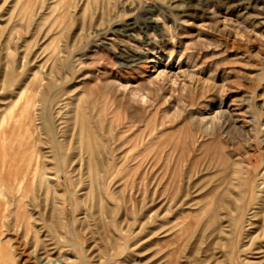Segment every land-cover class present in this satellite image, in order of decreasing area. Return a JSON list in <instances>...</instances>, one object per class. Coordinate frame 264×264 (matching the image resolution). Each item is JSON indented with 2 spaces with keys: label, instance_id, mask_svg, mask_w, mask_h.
<instances>
[{
  "label": "rangeland",
  "instance_id": "obj_1",
  "mask_svg": "<svg viewBox=\"0 0 264 264\" xmlns=\"http://www.w3.org/2000/svg\"><path fill=\"white\" fill-rule=\"evenodd\" d=\"M76 1L66 17L47 9L11 23L14 0H0V37L14 28L12 44L0 39V113L36 71H60L46 96L54 115L64 110L53 119L65 141L53 128L40 143L57 188L48 206L28 196L33 233L16 229L23 207L1 204L0 264H264V0H90L85 12ZM79 104L102 139L99 173L111 176L92 184L71 143ZM227 188L229 206L218 203Z\"/></svg>",
  "mask_w": 264,
  "mask_h": 264
},
{
  "label": "bare ground",
  "instance_id": "obj_2",
  "mask_svg": "<svg viewBox=\"0 0 264 264\" xmlns=\"http://www.w3.org/2000/svg\"><path fill=\"white\" fill-rule=\"evenodd\" d=\"M9 1V0H8ZM55 1V0H54ZM58 1V2H57ZM75 1V0H73ZM65 2V0H56L55 4L53 6H49L48 2H50L49 0H14V4L12 3V10L10 12V16H9V21H12L13 20V17L15 18L16 20V17L18 16L17 18V21L19 19V17L22 15L24 19H27L25 17V15L28 16V13H34L35 11V19H36V15L37 12L38 14H41V12H44L45 14L47 13V9L48 12L50 13V16L53 14V12H55L57 9H60L62 10L63 12V16L62 17H66V15L68 13H70V9L72 8V6L74 7V3L72 4V2ZM93 1V0H92ZM97 1V0H96ZM98 1H103V2H108V4L111 2V0H98ZM12 2V0H11ZM80 2H85V7H84V12L87 11L86 9H88L87 7H89V4H90V0H77L75 3V5H80ZM94 2V1H93ZM103 2H99L103 4ZM7 3V1H6ZM52 3V2H51ZM53 4V3H52ZM98 4V5H99ZM107 4V3H106ZM92 5V3L90 4ZM94 5V4H93ZM96 5V4H95ZM94 5V6H95ZM101 5V4H100ZM99 5V6H100ZM76 6V7H77ZM97 6V7H99ZM35 7V8H34ZM7 8V7H6ZM5 8V9H6ZM95 8V7H94ZM106 8V7H105ZM100 9V8H99ZM15 10H17V12L15 13ZM94 10V9H93ZM8 11V10H7ZM96 11V10H95ZM101 11V9H100ZM100 11H98L100 13ZM96 12V13H98ZM9 13V12H8ZM13 13H15V15L13 16ZM90 13V12H89ZM104 13V12H103ZM44 14V15H45ZM56 14V12H55ZM71 14V13H70ZM92 14H95V13H92ZM32 15V14H31ZM33 15V16H34ZM7 16V15H6ZM49 16V15H48ZM47 15L43 18V21H42V24L43 23L45 24L46 21L47 22H50V20L53 18H50V16L48 17ZM91 16V15H90ZM42 18V16H40ZM54 17V16H53ZM61 17V18H62ZM92 17V16H91ZM8 18V17H6ZM50 18V19H48ZM89 18V17H88ZM30 19V18H28ZM55 19V18H54ZM101 19V18H100ZM7 20V19H6ZM14 20V21H15ZM38 22H41L39 20V18H37ZM51 20V21H52ZM57 20V18L55 19ZM14 21H12L11 23H14ZM22 21V22H23ZM32 22L34 21L31 20ZM60 21V19L58 20ZM70 21V20H68ZM68 21L66 22V24L68 23ZM99 21V20H98ZM8 22V21H7ZM7 22L6 23V26L7 27ZM54 22V21H53ZM57 22V21H56ZM55 22V23H56ZM65 22V21H63ZM72 22V21H71ZM70 22V23H71ZM25 23V21L23 22ZM28 24H26V26H30L31 24H29V22L27 21ZM52 23V22H50ZM50 23H47L48 25ZM69 23V25H70ZM81 23V22H80ZM20 24V23H18ZM35 24V23H34ZM46 24V25H47ZM72 25L74 24V22L71 23ZM85 24V23H84ZM9 25V23H8ZM51 25V24H50ZM49 25V27H51ZM55 25V24H54ZM62 25V23H61ZM65 25V24H64ZM62 25V26H64ZM67 25V26H69ZM101 25V24H100ZM12 26V25H11ZM32 26V25H31ZM30 26V27H31ZM35 26V25H34ZM38 26V25H37ZM66 26V25H65ZM81 26V25H79ZM14 27V26H13ZM36 27V26H35ZM41 27V26H40ZM45 27V26H42V28ZM57 27V26H56ZM61 28V26H59ZM9 28V27H8ZM24 28V27H23ZM32 28V27H31ZM64 29L66 27H63ZM102 28V27H101ZM2 29V28H1ZM7 28H4L3 30H6ZM14 29V28H13ZM13 29H10L9 32L8 31H4L2 35H5V32H8L10 33V39L11 37L13 38ZM17 29V27H16ZM26 29V27H25ZM24 29V31L26 32V30ZM29 29V28H28ZM47 29V28H46ZM45 29V31H46ZM51 29V28H50ZM59 29V28H58ZM57 29V30H58ZM30 30V29H29ZM54 30V29H53ZM56 30V29H55ZM56 30V31H57ZM60 30H63L62 28ZM31 31V30H30ZM42 32V29L39 30ZM44 31V32H45ZM51 32V30H48ZM47 31V32H48ZM2 32V31H1ZM15 32V31H14ZM23 32V31H22ZM34 32V31H33ZM40 32V33H41ZM45 32V36H46V33ZM24 33V32H23ZM28 33V32H27ZM55 33V32H54ZM59 33V30L58 32ZM64 33V32H63ZM7 34V33H6ZM50 34V33H48ZM75 34V33H74ZM77 34V33H76ZM1 35V37H2ZM12 35V36H11ZM38 35V34H37ZM8 37V35H6ZM16 36V35H15ZM21 36V35H20ZM24 36V35H23ZM43 36V37H42ZM42 39H45L44 38V35H42ZM48 36V35H47ZM0 37V39H1ZM75 37V36H74ZM5 38V37H4ZM40 38V37H39ZM8 39V38H6ZM21 39V37H20ZM27 39V38H26ZM49 39V38H48ZM2 40V39H1ZM19 40V39H18ZM24 40V39H23ZM30 40V39H29ZM12 39L9 41L10 44H12L13 42H11ZM15 41V40H14ZM20 41V40H19ZM4 42H5V39H4ZM30 42V41H29ZM3 43V42H1ZM28 43V42H27ZM43 43V42H42ZM5 44V43H4ZM20 45V44H19ZM28 46V44H26ZM45 45V44H44ZM6 46V45H4ZM89 46V45H88ZM9 47V45H8ZM33 47V46H32ZM7 48V46H6ZM11 48V47H10ZM20 48V47H19ZM82 48V47H81ZM28 49V48H27ZM12 51V50H11ZM27 51V50H26ZM47 51V50H46ZM53 52V50H52ZM50 52V53H52ZM8 53V51H7ZM43 53V52H42ZM78 53V52H77ZM76 54V53H75ZM32 55V54H31ZM40 55H43V54H40ZM48 55V54H47ZM46 55V56H47ZM55 55L52 53V56ZM78 55V54H77ZM80 55V54H79ZM14 56V55H13ZM35 56V55H34ZM51 56V58H52ZM59 56V55H58ZM84 56V55H83ZM9 57V56H8ZM71 57V56H70ZM123 60H126V61H130L134 62L135 59H132L130 58L129 56H125V55H121L120 56ZM22 58V57H21ZM45 58V57H44ZM50 58V59H51ZM134 58V57H133ZM11 59V58H9ZM48 59V60H50ZM53 59V58H52ZM6 60V59H5ZM80 60V59H79ZM1 61V60H0ZM11 61V60H10ZM46 61V60H45ZM9 62V61H8ZM12 62V61H11ZM42 62V61H41ZM47 62V61H46ZM76 62V61H75ZM73 63V62H72ZM129 63V62H128ZM15 64V63H14ZM48 64V63H47ZM80 64V63H79ZM10 67H11V64H9ZM76 65V64H74ZM14 66V65H13ZM46 66V65H45ZM44 66V69L45 68H48V67H45ZM60 66V65H59ZM78 66V65H77ZM9 67V66H8ZM43 67V66H42ZM62 67V66H61ZM69 68V67H68ZM11 69V68H10ZM39 69V68H38ZM56 69V68H54ZM60 69V68H59ZM77 69V67H76ZM8 70V68H7ZM43 70V68H42ZM41 70L42 73H40V71L38 70V73L36 71V74H34L33 78L31 79L30 82H28V84L26 85V87L23 89L22 88V91H19V95L17 97L16 100H14L12 102V104L4 111H1L0 113V174H5V180H3V182L1 181L0 183V206L1 204H4L6 205V207L8 205H11L12 204H16L17 206V209L19 207H23V211L25 210V213L20 216L19 214H16L17 215V218L15 219L16 222H15V225H16V229L18 230V232H20L21 234H29L30 232H32V227L34 225H32V219L33 217L31 216H34L32 215L31 213L29 214L28 210L29 208L27 207L29 204H30V200L28 199V196H32L33 195V198L34 197H37L35 198L34 201H38V197H41L43 196L44 198V202L47 203V206L49 205V193L56 190V188L51 191L52 187L54 186V183H53V186H51V182L49 180V178L47 177V173L48 171L45 170V168H47L46 166H48L46 164L43 165V152H41V149H40V143H46L47 142V139H50L49 138V135L50 133H52V129L55 128L56 129V124H55V121L53 118H57L56 120H58V124L60 123V121L62 119L61 118V112L60 111H64V110H59L58 111V114L56 116V114L54 115L53 114V108L51 110L50 107H48V101L50 102V99L47 98V92L49 90H51V83L49 81V77H55L56 79H59V76L61 75V72L58 71V73H60V75L58 76V73H52L50 72V74L47 76L45 74H43V71ZM48 70V69H47ZM53 70V69H52ZM8 71H11V70H8ZM13 71V70H12ZM45 71V70H44ZM57 71V69H56ZM5 72V71H4ZM7 72V71H6ZM5 74V73H3ZM32 74V73H31ZM19 76V75H18ZM66 76V75H65ZM6 77V81H8L9 83L12 81V73H7L6 76H2ZM20 77V76H19ZM20 79V78H19ZM62 79V77H61ZM63 80V79H62ZM3 81V80H2ZM15 80H13V83H14ZM6 83V82H5ZM7 83V84H9ZM5 84V85H7ZM55 84V83H54ZM10 86V85H9ZM55 86V85H54ZM58 86V85H57ZM1 88V87H0ZM55 90H56V87H54ZM21 89V88H20ZM53 91V90H52ZM62 91V90H61ZM69 91V90H68ZM65 92V91H64ZM62 94V96H64L65 94ZM53 93V92H52ZM50 93V95L52 94ZM56 97V96H55ZM60 98V97H59ZM63 98V97H62ZM13 99V98H12ZM49 99V100H48ZM56 100V99H55ZM60 101V100H59ZM62 103V102H61ZM90 103V102H89ZM59 104V103H58ZM77 104V103H76ZM9 105V104H8ZM7 105V106H8ZM56 105V103H55ZM64 105V102L62 104V107ZM74 105V104H73ZM80 105V104H79ZM59 106V105H58ZM57 106V107H58ZM67 106V105H66ZM55 107V106H53ZM60 107H61V104H60ZM65 109L67 107H64ZM63 108V109H64ZM89 108V107H88ZM57 109V108H56ZM62 109V108H60ZM58 110V109H57ZM87 107L86 106H83V105H80L77 107V109H75V118L73 119V124H72V128L73 129V139L71 137V135H69L68 137L70 138L71 137V143H72V140L74 142V146H75V153L76 155H79V160L81 164V161H82V165L85 164L87 167V173H88V180L90 182V179L92 180L91 181V184L95 181H98L100 182V179L101 178H104V179H108L110 178L111 176L108 175V176H103L101 177L100 173V164L96 158V153L97 152H101L102 151V148H101V143L102 142V139L100 137V135L97 133L96 131V126L93 124V119H92V115L87 111ZM55 111V110H54ZM73 111V109H71V112ZM70 112V111H69ZM223 112V111H222ZM221 112V113H222ZM55 113V112H54ZM63 113V112H62ZM68 113V112H67ZM66 113V114H67ZM220 113V114H221ZM64 114V113H63ZM93 114V113H92ZM219 114V115H220ZM101 115L103 116V114L101 113ZM69 116V114H68ZM221 116H223V114H221ZM64 117V115H63ZM74 117V116H73ZM95 117V116H94ZM205 117V116H204ZM211 118H205V121L206 122H210L214 117L210 116ZM70 118V117H68ZM97 118V117H96ZM105 118V117H104ZM112 118V117H111ZM65 119V118H64ZM71 119V118H70ZM99 119V118H98ZM103 119V118H102ZM101 119V121H102ZM67 120V119H66ZM65 120V121H66ZM97 120V119H96ZM203 120V119H202ZM213 120H217V119H213ZM212 120V121H213ZM63 122L66 124V122ZM95 121V120H94ZM99 121V120H98ZM97 121V122H98ZM211 121V123H212ZM214 121V122H215ZM203 123V122H202ZM64 124V125H65ZM129 124V123H128ZM204 124V123H203ZM202 124V125H203ZM216 124V122H215ZM212 125V124H211ZM61 126V124L59 125ZM68 126V125H66ZM110 126V125H109ZM205 126V125H204ZM63 127V124L61 126V128ZM130 127V126H129ZM202 127V126H201ZM213 127V126H212ZM205 128V127H204ZM59 129V128H58ZM63 129V128H62ZM66 129V128H65ZM68 129V128H67ZM69 129H71L69 127ZM69 129L67 131H69ZM111 129V128H110ZM124 129V128H123ZM205 129H207V131H212L213 129L208 128L206 127ZM112 130V129H111ZM128 130V129H127ZM72 131V129H71ZM56 129L53 133H55L56 137H57V140H58V143L62 141V143H64V139L61 138L59 139V135H63V133ZM122 133V132H121ZM209 134V133H208ZM54 136V135H53ZM102 136V135H101ZM194 138V137H193ZM56 140V141H57ZM61 140V141H59ZM106 140V139H104ZM103 140V141H104ZM55 141V142H56ZM105 142V141H104ZM107 142V141H106ZM135 142V141H134ZM48 144L50 142H47ZM67 143V141H66ZM70 144V143H69ZM104 144V143H103ZM106 144V143H105ZM47 145V144H46ZM56 145V144H55ZM64 146V144H62ZM67 145V144H65ZM121 145V144H120ZM42 146V145H41ZM74 146L72 148H74ZM50 147V145H49ZM48 147V148H49ZM53 147V146H52ZM51 147V148H52ZM103 147V146H102ZM47 148V149H48ZM57 148V147H55ZM64 148V151L67 153L66 151V148ZM62 148V149H63ZM67 148L68 145H67ZM126 148V147H125ZM54 149V148H53ZM127 149V148H126ZM105 150V149H104ZM48 152V150H46ZM45 152V151H44ZM69 152V151H68ZM46 153V152H45ZM74 153V151H73ZM161 153V151H160ZM59 154V153H58ZM63 154V153H62ZM107 154V153H106ZM109 154V153H108ZM46 155V154H45ZM70 155V154H68ZM71 156V155H70ZM101 156V155H100ZM228 156V154H227ZM48 157L47 155L45 156V158ZM59 157V156H58ZM75 158H77L76 156H74ZM99 157V156H98ZM106 157V156H105ZM61 158V157H60ZM69 159V158H68ZM123 159V158H122ZM47 160V159H46ZM75 160V159H73ZM71 160V161H73ZM239 160V159H238ZM69 162V161H68ZM101 162V161H100ZM222 162V160H221ZM74 162L72 163H69V164H72L73 165ZM234 163V162H233ZM68 164V165H69ZM103 164V163H102ZM77 165V164H76ZM84 165V166H85ZM45 166V167H44ZM238 162H235L233 164V172H235V174L238 173ZM71 168V167H70ZM85 168V167H83ZM68 170V169H67ZM108 170V169H107ZM232 172V173H233ZM1 176V175H0ZM2 177V176H1ZM90 178V179H89ZM52 180V179H51ZM233 180V178H232ZM55 182V181H54ZM98 182H97V188L98 187ZM232 183L234 184L235 182L232 181ZM90 184V185H91ZM223 184V183H222ZM231 184V183H229ZM89 186V184L87 185ZM86 186V187H87ZM93 185H91V188H92ZM244 186V185H243ZM55 187V186H54ZM236 187V186H235ZM245 187V186H244ZM89 188V187H88ZM230 188V187H229ZM255 187L252 185L251 189H250V195H251V198L253 197V195L256 193ZM241 189V188H240ZM239 189V190H240ZM258 189V188H257ZM96 190V189H95ZM243 190V189H242ZM241 190V192H242ZM93 191V190H92ZM98 191V190H97ZM249 191V190H248ZM55 192V191H54ZM94 192V191H93ZM91 192V195L92 193ZM233 193V192H231ZM239 193V192H237ZM243 193V192H242ZM32 194V195H31ZM40 195V196H39ZM55 195V194H54ZM228 195V188L226 190H223L221 195H220V199L218 201L219 204H223L224 202V205H228L230 202H228V200L226 199V196ZM230 195V194H229ZM232 195V194H231ZM236 195V193H235ZM239 195V194H238ZM88 196V195H87ZM234 196V195H233ZM240 196V195H239ZM242 196V194H241ZM263 196V195H262ZM102 197V195H101ZM235 197V196H234ZM53 198V197H52ZM91 198V197H90ZM103 198V197H102ZM236 198V197H235ZM262 202L260 203V206H264V197H262ZM93 198H91L92 200ZM261 199V198H260ZM52 200V199H51ZM97 200V199H96ZM101 200V199H99ZM97 200V201H99ZM240 200V199H239ZM30 201V202H29ZM94 201V199H93ZM103 201V200H102ZM259 201V200H258ZM261 201V200H260ZM91 202V201H90ZM41 203V202H40ZM239 203V202H238ZM33 204V203H32ZM39 204V202H38ZM45 204V203H44ZM58 204V203H57ZM100 204V202H99ZM98 204V206H99ZM234 204V203H233ZM240 204V203H239ZM42 205V204H41ZM217 205V204H216ZM10 206V207H11ZM103 206V205H101ZM219 206V205H218ZM229 206V205H228ZM258 206V205H257ZM9 207V206H8ZM7 207V208H8ZM9 207V208H10ZM14 207V206H13ZM12 207V208H13ZM27 207V209H26ZM29 207H31L29 205ZM96 207V206H95ZM100 208V206L98 207V209ZM102 210H103V207H101ZM5 209V208H4ZM14 209V208H13ZM13 209H11L12 211L10 212H13ZM84 209V208H83ZM16 210V209H15ZM236 210V209H235ZM6 211V209H5ZM4 211V212H5ZM104 211V210H103ZM3 212V213H4ZM7 212V211H6ZM15 212V211H14ZM22 213V212H21ZM14 214V215H15ZM37 214V213H36ZM104 214V213H103ZM5 215V214H4ZM3 215V218L6 216ZM15 215V216H16ZM9 216V215H8ZM245 217V216H244ZM6 219V217H5ZM37 219V218H36ZM0 220L2 221L1 223H3V219H2V215L0 216ZM8 220V219H6ZM13 221H14V217H13ZM235 221V220H234ZM10 222V220H9ZM8 222V223H9ZM0 223V224H1ZM5 223V222H4ZM13 224V223H12ZM2 225V224H1ZM14 226V225H13ZM1 227V226H0ZM2 227H5V226H2ZM1 227V228H2ZM12 227V226H11ZM0 228V234H1V230ZM4 229V228H2ZM14 230V229H13ZM16 230V231H17ZM37 231V229H35ZM6 232V230H5ZM35 232V231H34ZM77 232V231H76ZM3 233V232H2ZM38 233V232H37ZM37 233L35 232V237L37 235ZM53 233V232H52ZM4 234V233H3ZM2 237V236H1ZM0 237V238H1ZM6 237V236H5ZM30 237V236H29ZM3 238V237H2ZM11 240V239H10ZM3 241V240H2ZM1 243H4L2 242ZM37 242V241H36ZM35 243V242H34ZM2 245V244H1ZM6 247V246H4ZM5 254V253H4ZM8 260V259H7ZM6 262V261H5ZM4 263V261H3Z\"/></svg>",
  "mask_w": 264,
  "mask_h": 264
}]
</instances>
